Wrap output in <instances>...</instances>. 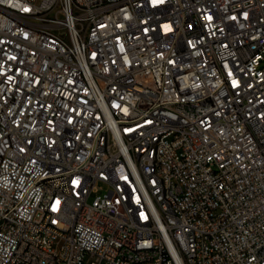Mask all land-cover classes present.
<instances>
[{"label":"built area","instance_id":"2783aa9c","mask_svg":"<svg viewBox=\"0 0 264 264\" xmlns=\"http://www.w3.org/2000/svg\"><path fill=\"white\" fill-rule=\"evenodd\" d=\"M0 264H264V0H0Z\"/></svg>","mask_w":264,"mask_h":264}]
</instances>
